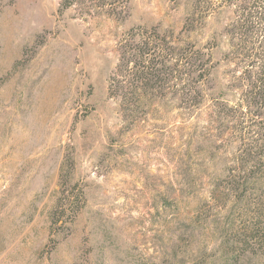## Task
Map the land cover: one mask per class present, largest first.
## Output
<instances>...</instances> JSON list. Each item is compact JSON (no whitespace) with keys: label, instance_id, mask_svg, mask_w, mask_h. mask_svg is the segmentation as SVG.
<instances>
[{"label":"rangeland","instance_id":"obj_1","mask_svg":"<svg viewBox=\"0 0 264 264\" xmlns=\"http://www.w3.org/2000/svg\"><path fill=\"white\" fill-rule=\"evenodd\" d=\"M213 2L128 0L116 20L0 0V264H262L264 169L238 198L239 144L205 117L241 94L219 38L231 9ZM134 27L210 50L199 111L170 97L122 115L108 85ZM66 190H82L78 212H62Z\"/></svg>","mask_w":264,"mask_h":264},{"label":"trees","instance_id":"obj_2","mask_svg":"<svg viewBox=\"0 0 264 264\" xmlns=\"http://www.w3.org/2000/svg\"><path fill=\"white\" fill-rule=\"evenodd\" d=\"M127 3L128 0H61L60 6H78L81 17L120 20L126 14ZM213 5L231 9L232 18L219 38L227 47L222 60L234 65L226 73L232 77L229 85L238 83L241 94L232 103L215 102L206 109L205 117L209 125L225 123L226 140L239 144L232 166L239 173L236 196L241 198L245 197L250 171L264 169V0H214ZM217 43L214 39L213 45ZM118 54V64L109 78L108 96L118 101L122 115L132 124L143 120L154 103L166 98L178 97L184 101V108L196 110H200L204 98H211L204 90L215 65L208 48L177 46L172 33L134 27L124 34ZM236 73L240 75L235 77ZM77 193L62 191L59 205L63 213L81 209L82 190ZM261 253L259 258L264 264V251Z\"/></svg>","mask_w":264,"mask_h":264}]
</instances>
